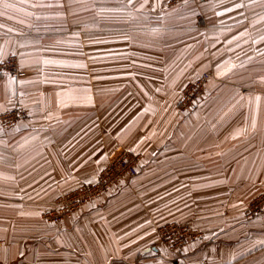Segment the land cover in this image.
I'll return each instance as SVG.
<instances>
[{"label":"crops","instance_id":"crops-1","mask_svg":"<svg viewBox=\"0 0 264 264\" xmlns=\"http://www.w3.org/2000/svg\"><path fill=\"white\" fill-rule=\"evenodd\" d=\"M7 3L0 47L30 82L12 96L0 79V106L29 112L0 124V264H264V213L243 212L264 191V0ZM125 151L138 175L61 222L43 218ZM170 221L201 238L172 252L157 233Z\"/></svg>","mask_w":264,"mask_h":264},{"label":"built area","instance_id":"built-area-1","mask_svg":"<svg viewBox=\"0 0 264 264\" xmlns=\"http://www.w3.org/2000/svg\"><path fill=\"white\" fill-rule=\"evenodd\" d=\"M185 1V0H175ZM13 76L21 77L25 74L19 68L15 57H10L4 66ZM210 79L209 74H202L195 80L186 84L182 90V99L179 108L183 112L191 110ZM29 112L20 104L12 109L0 113V124L6 128L14 126L20 120L27 118ZM140 156L131 152H122L110 160L100 171L96 183H82L57 197L54 204L43 212L46 221L58 223L80 210L86 203L101 198L110 190L117 187L127 176L134 177L139 173ZM248 217L264 213V191L256 194L243 208ZM157 233L161 243L172 252H181L190 243L201 238V232L190 221H170L161 224ZM2 241L0 240V246ZM177 264H189L187 262ZM198 264H212L207 259H202Z\"/></svg>","mask_w":264,"mask_h":264},{"label":"snow or ice","instance_id":"snow-or-ice-1","mask_svg":"<svg viewBox=\"0 0 264 264\" xmlns=\"http://www.w3.org/2000/svg\"><path fill=\"white\" fill-rule=\"evenodd\" d=\"M132 0H129V3H131ZM34 7L36 5H33ZM145 5L142 3L140 5V8H143ZM243 5H237V7H242ZM0 7L2 8H5V9H10V8H14L15 5L13 4H10V3H7V0H0ZM19 10V9H17ZM5 13L3 11H0V16H3ZM8 19H12L11 16L8 17ZM21 23H23V21H21ZM4 25L0 24V28H3ZM9 32L13 31V29L9 28L8 29ZM20 47H25V45H20ZM16 55H18L17 52L15 51H12L10 52L8 50V48L5 46V47H0V79H6L7 80V83L9 85V90L11 91V94L12 96H15V90L11 88V85L19 82L21 84H24V83H29L30 81H24V80H20V81H17V78L13 75L10 74V70L7 69L6 67H4L9 58L10 57H15ZM19 55L23 56L24 54L23 53H19ZM45 64L47 63H52L51 61H44ZM25 64V60L21 59L20 61V65L21 67H23V65ZM80 67H84V65H80ZM157 91H159V89H157ZM21 95H23V93H21ZM260 97L257 96L255 97V101L257 103V105L259 104V101H260ZM11 103V101H9ZM0 111H7V109H5L3 106H0ZM253 127H255V119H253ZM4 129L3 127H0V132H2ZM239 134V132L237 133V135ZM235 138V137H234ZM103 159H107V157H103ZM84 183L86 184H93V183H96V179L95 177H93L92 179H87L84 181ZM186 251V249H185ZM163 252L165 253V255H168V250L165 248L163 249ZM158 264H166V261L163 260V258L161 259V261L158 262Z\"/></svg>","mask_w":264,"mask_h":264}]
</instances>
